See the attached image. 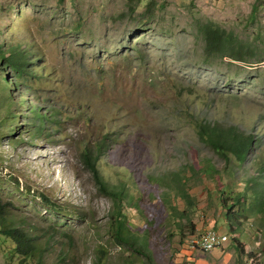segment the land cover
Returning a JSON list of instances; mask_svg holds the SVG:
<instances>
[{
    "label": "rangeland",
    "instance_id": "1",
    "mask_svg": "<svg viewBox=\"0 0 264 264\" xmlns=\"http://www.w3.org/2000/svg\"><path fill=\"white\" fill-rule=\"evenodd\" d=\"M207 22L233 33L252 54L207 59L197 31ZM11 48L29 63L20 77L0 61V200L40 244L43 233L52 235L44 264H264V217L247 211L239 258L229 239L211 253L190 249L197 234L186 228L183 241L155 201L146 208L154 207L161 253L150 262L117 245L110 237L112 200L81 155L107 135L97 173L110 185L128 178L135 200L165 190L152 176L181 171L196 232L213 226L226 233L217 175L197 172L206 160L218 169L222 162L192 121L199 116L257 133L260 148L238 166L236 186L229 184L235 194L249 193V178L263 167L256 157L264 159V0H0L4 58ZM32 111L46 116L36 114L39 123L57 122L34 137ZM173 194L170 203L183 210ZM131 205L123 204L125 220L144 229L149 220ZM0 264H9L1 250Z\"/></svg>",
    "mask_w": 264,
    "mask_h": 264
},
{
    "label": "trees",
    "instance_id": "2",
    "mask_svg": "<svg viewBox=\"0 0 264 264\" xmlns=\"http://www.w3.org/2000/svg\"><path fill=\"white\" fill-rule=\"evenodd\" d=\"M197 31L204 41V54L207 59L214 57H229L235 61H243L244 55L252 54L251 50H249L245 44L238 42L233 33L226 32L213 22L199 24ZM11 49L14 52L11 53L8 58H4V54L0 51V61L6 63V66L11 68L17 76L22 77L28 66L27 63H29L25 61L27 56L23 52H17L13 48ZM9 112L11 113V110H9ZM55 113L57 112L54 111L51 115L54 117ZM36 114L46 117L39 112L35 113L32 111L30 116L34 120V128L31 130V133L34 137L46 134V124L57 122L56 120L45 118V122L40 121L39 123ZM11 115L15 116L13 113H11ZM192 123L201 143L205 144L222 162L221 168L218 169L215 164L206 160L207 165L200 166L197 172L199 175H207V178L217 175L215 185L218 187L217 193L220 206L224 210V220H222L223 224L226 226L224 231L230 240V247L234 249L237 258H239L244 253V244L241 240V226L242 221L246 220V218L242 217L243 213L247 211L255 215L257 219L259 218L263 221L264 183L261 180L264 178V174L260 172L261 170L264 172V159L261 156L256 157L258 166L263 167L258 170L259 176L255 174L249 178L247 183L249 184V193L247 188H245L243 193L235 194L240 192H234L235 190L233 191L229 184L233 187L236 186L238 182L236 177L238 166L239 168H243L245 162H251L260 148L259 145L261 142L257 133L253 130L245 131L241 129L239 125L224 126L217 120L208 121L199 116L195 117ZM7 135L11 136L15 134L13 132H7ZM107 138L108 136L106 135L105 138L102 137L97 142H94L91 149H83L81 155L84 164L89 170L94 172L95 182L99 191L112 200V214L109 218L110 237L112 241L119 246L140 254L150 262H152L150 259L153 255L161 253L159 243L164 238L159 237V228L153 227V219L156 217L154 207L150 209L146 208L147 204H150L151 201H155V203H160L162 205L161 209L166 212L167 220H171L174 224V228H178L175 231L180 234L183 241L186 239L184 235L186 228L191 236L199 234L200 232H196V226L192 223L190 217V213L193 212V199L190 197L187 190L183 188V182H181V179L178 177L181 171L167 175L152 176L151 179L154 180L155 184L163 185L165 190H163L161 194L154 193L156 191L155 189L146 191L142 197L136 200L134 194L129 193L128 189L130 183L128 178H124V180L117 185H110L102 179L97 173V170L103 156L108 153V146L106 144ZM21 140H24V138H16V142H20ZM194 159L196 160V154ZM190 169L192 170L191 167ZM211 179L214 180V178ZM173 192H178L177 195L185 202L183 210H179L177 206L170 203L171 198L175 199ZM247 199H249L250 202H247ZM132 201H135V203L131 205ZM126 202L134 207L139 217L149 220V222H145L146 227L144 229L136 231L131 227L128 221L125 220L123 204ZM234 207H237V210L233 212ZM7 213L6 205L0 200V250L3 256L7 259L9 264H44V258L47 251H49L48 247L52 235L46 232L43 233L42 235L46 238H43L40 244L38 238H33L28 230L20 226V221L18 222L15 218L9 217ZM160 217L162 218V216ZM183 221L184 224H182ZM16 223H18L19 226H17ZM172 233L173 230L168 233L169 238H172ZM205 234L206 233L203 235ZM203 235H200L197 239H202L204 237ZM70 242L72 243V241ZM180 243H182V241ZM192 248H197L200 251L203 250L201 246L192 245ZM211 250L213 249L209 251ZM96 264L103 263L99 259Z\"/></svg>",
    "mask_w": 264,
    "mask_h": 264
},
{
    "label": "bare ground",
    "instance_id": "3",
    "mask_svg": "<svg viewBox=\"0 0 264 264\" xmlns=\"http://www.w3.org/2000/svg\"><path fill=\"white\" fill-rule=\"evenodd\" d=\"M208 232H212V233H208ZM223 238L224 236L221 237V235H219L218 233L216 232L214 233L213 231L210 230L206 232L205 236L202 239L196 238V241H194V245L201 246L203 249L207 247H213V246H216V244L220 245L223 241ZM226 241H227V238L225 237V242Z\"/></svg>",
    "mask_w": 264,
    "mask_h": 264
},
{
    "label": "clouds",
    "instance_id": "4",
    "mask_svg": "<svg viewBox=\"0 0 264 264\" xmlns=\"http://www.w3.org/2000/svg\"><path fill=\"white\" fill-rule=\"evenodd\" d=\"M213 226H210V227H208L206 230H204V232H200L201 234H197V236H193L194 238L193 239H196L197 237H199L200 235H203L204 233H206L207 231H214V232H216V233H218L219 235H221V236H225L226 238H227V241L222 245V246H220V247H218V248H215V249H219V248H221V247H223L225 244H228V236H227V234L226 233H219V232H217V231H215V230H213V228H212ZM196 229H197V227H196ZM198 230V229H197ZM193 239H191L190 240V242L193 240ZM190 242H189V248L190 249H192V250H196V251H199V252H202V253H209V252H213V250H215V249H213V250H211V251H209V252H203V251H200V250H198L197 248H191V245H190Z\"/></svg>",
    "mask_w": 264,
    "mask_h": 264
},
{
    "label": "built area",
    "instance_id": "5",
    "mask_svg": "<svg viewBox=\"0 0 264 264\" xmlns=\"http://www.w3.org/2000/svg\"><path fill=\"white\" fill-rule=\"evenodd\" d=\"M225 243V236L223 238V243L221 245H216V246H213V247H207V248H204L202 251L203 252H208L210 249H215V248H218L220 246H222L223 244ZM191 245V244H190ZM191 248H192V245H191Z\"/></svg>",
    "mask_w": 264,
    "mask_h": 264
},
{
    "label": "crops",
    "instance_id": "6",
    "mask_svg": "<svg viewBox=\"0 0 264 264\" xmlns=\"http://www.w3.org/2000/svg\"><path fill=\"white\" fill-rule=\"evenodd\" d=\"M197 229H198V226H197ZM206 229H207V228H206ZM206 229H205V230H206ZM203 231H204V230H203Z\"/></svg>",
    "mask_w": 264,
    "mask_h": 264
}]
</instances>
